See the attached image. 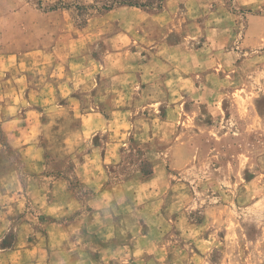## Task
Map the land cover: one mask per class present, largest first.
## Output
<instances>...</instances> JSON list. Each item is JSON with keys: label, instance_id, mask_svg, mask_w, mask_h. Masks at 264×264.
<instances>
[{"label": "crops", "instance_id": "0c3cea01", "mask_svg": "<svg viewBox=\"0 0 264 264\" xmlns=\"http://www.w3.org/2000/svg\"><path fill=\"white\" fill-rule=\"evenodd\" d=\"M93 1L0 0V264L173 262L155 226L174 217L167 164L156 157L149 176L110 181L109 166L138 134L129 138L128 112L113 107L126 103L125 87L93 74L123 56L134 63L126 72L156 74L157 41L172 38L161 49L176 92L166 103L189 104L199 88L189 74L204 70L190 56L201 51L178 44L203 37L202 18L218 0H163L155 14L120 6L79 28L73 5ZM136 88L143 97L147 87ZM68 161L87 194L59 172Z\"/></svg>", "mask_w": 264, "mask_h": 264}, {"label": "rangeland", "instance_id": "374dc122", "mask_svg": "<svg viewBox=\"0 0 264 264\" xmlns=\"http://www.w3.org/2000/svg\"><path fill=\"white\" fill-rule=\"evenodd\" d=\"M116 1L74 4L76 25L83 27L90 16L104 14ZM162 7L163 0L159 11L137 9L155 14ZM202 22L203 37L178 44L194 54L201 51L199 57L190 56V64L204 70L189 74L199 86L191 89L189 104L166 103L176 92L166 80L161 49L174 45L172 38L157 41L156 64L163 69L156 74L126 72L134 63L124 56L110 59L111 64L98 66L100 73L93 74L97 81L114 78L113 83L125 87L126 103L113 107L128 112L129 138L138 134V143L132 139L119 150L117 163L108 168L109 178L113 183L135 173L147 177L143 173L152 172L156 157L167 164L173 181L168 207L174 217L169 226L160 219L155 226L158 239L170 247L169 264H264V0H218ZM188 33L194 36L192 30ZM161 34L159 25V38ZM181 62L175 58V64ZM138 84L147 87L143 97L137 96ZM60 167L71 187L87 194L72 176V162Z\"/></svg>", "mask_w": 264, "mask_h": 264}, {"label": "trees", "instance_id": "16d2710c", "mask_svg": "<svg viewBox=\"0 0 264 264\" xmlns=\"http://www.w3.org/2000/svg\"><path fill=\"white\" fill-rule=\"evenodd\" d=\"M158 1L157 6H152L151 3L149 4H143V3H139V2H135L133 0H118L116 2H114L112 6L105 8L106 11L111 10L113 7L115 6H128V7H134V8H145V7H150L153 8L155 11H159L161 8V4H162V0H156ZM144 176H148L151 174V171L148 173H143Z\"/></svg>", "mask_w": 264, "mask_h": 264}]
</instances>
